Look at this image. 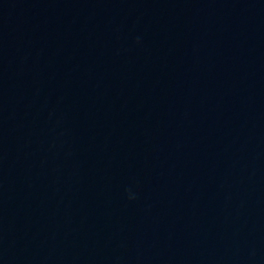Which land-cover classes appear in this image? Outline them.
Segmentation results:
<instances>
[{
    "label": "water",
    "instance_id": "1",
    "mask_svg": "<svg viewBox=\"0 0 264 264\" xmlns=\"http://www.w3.org/2000/svg\"><path fill=\"white\" fill-rule=\"evenodd\" d=\"M0 264H264V0H0Z\"/></svg>",
    "mask_w": 264,
    "mask_h": 264
}]
</instances>
